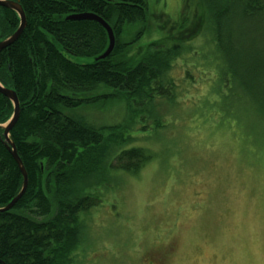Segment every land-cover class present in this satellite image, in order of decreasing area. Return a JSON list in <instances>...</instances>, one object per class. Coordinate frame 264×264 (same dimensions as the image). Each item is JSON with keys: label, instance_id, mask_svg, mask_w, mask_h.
Segmentation results:
<instances>
[{"label": "trees", "instance_id": "obj_1", "mask_svg": "<svg viewBox=\"0 0 264 264\" xmlns=\"http://www.w3.org/2000/svg\"><path fill=\"white\" fill-rule=\"evenodd\" d=\"M19 1L27 26L0 53V83L20 101L10 138L29 185L13 209L0 212V264H77L89 239L88 217L81 215L99 206L101 187L117 185L119 174L138 176L155 160L158 153L135 145L134 136L153 137L170 127L164 108L173 111L179 97L198 83L194 70L207 73L211 84L217 77L216 99L208 102L222 120L238 121L235 109L264 122V0H197L195 5L182 0L194 5L193 13L180 14L164 34L167 23L150 29L155 15L149 0ZM83 13L99 16L113 29L116 46L109 58L98 59L109 46L102 26L67 21ZM19 25L15 12L0 7V41ZM136 27L141 30L131 38L128 31ZM142 38L149 40L140 45ZM182 61L195 63L179 81L174 71ZM108 104L125 119L99 125L80 113ZM13 112L0 94V125ZM2 139L0 128V209L24 182Z\"/></svg>", "mask_w": 264, "mask_h": 264}, {"label": "rangeland", "instance_id": "obj_2", "mask_svg": "<svg viewBox=\"0 0 264 264\" xmlns=\"http://www.w3.org/2000/svg\"><path fill=\"white\" fill-rule=\"evenodd\" d=\"M149 3L155 15L150 29L167 23L162 34L180 14L193 13L194 5L182 0ZM140 30L130 28L128 35ZM206 54L207 43L200 56ZM192 63L182 61L174 78ZM197 71L198 83L173 111L164 108L170 127L153 137L134 136L135 145L158 153L155 160L138 176L119 174L117 185L101 187L99 206L81 215L88 217L89 239L77 264H264V122L235 109L238 121L222 120L208 102L216 99L217 77L211 84L207 73ZM80 113L99 125L125 119L113 104Z\"/></svg>", "mask_w": 264, "mask_h": 264}, {"label": "water", "instance_id": "obj_3", "mask_svg": "<svg viewBox=\"0 0 264 264\" xmlns=\"http://www.w3.org/2000/svg\"><path fill=\"white\" fill-rule=\"evenodd\" d=\"M0 7L15 12L20 19V25L18 29L15 31V33L11 35L9 38H7L6 40L0 42V53H1L2 51L7 49L9 46H11L13 43H15L20 38V36L23 34L27 26V19L22 9V6L20 5L19 0H16V1L0 0ZM67 21H92L102 26L103 29L107 32L109 46L107 50L105 51V53L101 55L98 59L105 60L111 56L116 46V37H115L114 31L111 28V26L108 23H106L102 18H100L99 16L95 14L83 13V14L71 15L67 18ZM0 94L6 97L12 103L13 108H14V112H13V115L11 116V119L7 122V124L0 125V128L3 129V132H4L3 134L5 138L4 144L7 150L9 151L10 155L12 156V158L18 165L19 170L24 180L21 192L5 208L0 209V212H7L13 209L15 205L25 195L28 185H29V179H28L27 171L23 165V162L21 161L17 153L16 146L11 141V138H10L11 131L14 129V127L16 126L20 118V114H21L20 101L14 90L5 88L1 84H0Z\"/></svg>", "mask_w": 264, "mask_h": 264}, {"label": "flooded vegetation", "instance_id": "obj_4", "mask_svg": "<svg viewBox=\"0 0 264 264\" xmlns=\"http://www.w3.org/2000/svg\"><path fill=\"white\" fill-rule=\"evenodd\" d=\"M6 40V39H5ZM1 41H4V40H1ZM0 41V42H1ZM3 52V51H2ZM1 84V83H0ZM3 86V85H2ZM7 124V123H6ZM5 125V124H4ZM12 132V131H11ZM3 134H4V132H3ZM2 141H3V143H4V141H5V138H4V136H3V139H2ZM5 145V144H4ZM6 147V146H5Z\"/></svg>", "mask_w": 264, "mask_h": 264}]
</instances>
